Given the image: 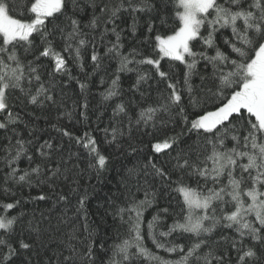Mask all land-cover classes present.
Instances as JSON below:
<instances>
[{"label":"snow or ice","instance_id":"obj_1","mask_svg":"<svg viewBox=\"0 0 264 264\" xmlns=\"http://www.w3.org/2000/svg\"><path fill=\"white\" fill-rule=\"evenodd\" d=\"M0 264H264V0H0Z\"/></svg>","mask_w":264,"mask_h":264},{"label":"trees","instance_id":"obj_2","mask_svg":"<svg viewBox=\"0 0 264 264\" xmlns=\"http://www.w3.org/2000/svg\"><path fill=\"white\" fill-rule=\"evenodd\" d=\"M20 3H23L24 0H19ZM125 86H127V84L125 83ZM79 89L75 86V85H72V87L69 89V95H73L75 93H78ZM91 91L93 94H97L98 92L102 91V88L98 87V84L97 83H93L92 86H91ZM99 96L96 95L95 96V99L92 101V103L95 105L97 102H99ZM69 103H71L69 101ZM92 119L94 120L95 117L93 116ZM88 129H86L83 124H77L73 131L80 135L82 134L84 131H86ZM94 135H96L97 137V140L100 141L101 138H102V134L99 133V132H95L93 133ZM52 135H56L55 132L52 133ZM151 139L150 137L148 138H145V144H144V150L145 152H148L149 151V148H148V140ZM100 148H101V151L104 152L105 154H107L108 152L111 151V149H109L106 145H104L103 143H100ZM161 159H163V157H161ZM26 165L24 163L21 164V167H25ZM120 165L119 163H117L113 168H111L108 172L104 173L103 174V177H102V180H103V183H99L96 179H92L91 181L88 180V178L86 177L85 178V183H91L93 185L96 186L97 188V193H96V197H94L91 202H90V210L92 212H95V209H96V206H97V202H98V199L99 198L101 201L102 199L108 195L110 192H115L116 191V185H117V181L119 180V176L117 175V171L119 169ZM27 191V190H25ZM39 207L41 209L45 208L46 205H44L43 203H41L39 205ZM150 218V217H149ZM107 224L109 226L112 225V220L111 218H108V221H107ZM121 232H123V229H121ZM109 234L110 235H114L115 234V228H112V227H109ZM112 241L109 240V243H111ZM148 246L149 247H153L150 243V241L148 242ZM153 250L155 251V249L153 248ZM163 255V253H160Z\"/></svg>","mask_w":264,"mask_h":264}]
</instances>
